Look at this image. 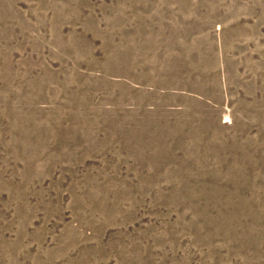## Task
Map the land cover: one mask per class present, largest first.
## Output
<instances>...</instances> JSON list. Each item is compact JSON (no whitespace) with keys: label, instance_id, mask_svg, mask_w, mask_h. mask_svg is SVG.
<instances>
[{"label":"rangeland","instance_id":"obj_1","mask_svg":"<svg viewBox=\"0 0 264 264\" xmlns=\"http://www.w3.org/2000/svg\"><path fill=\"white\" fill-rule=\"evenodd\" d=\"M0 264H264V0H0Z\"/></svg>","mask_w":264,"mask_h":264}]
</instances>
